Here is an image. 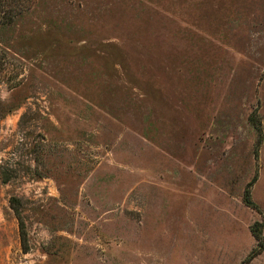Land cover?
Listing matches in <instances>:
<instances>
[{
  "label": "rangeland",
  "instance_id": "rangeland-1",
  "mask_svg": "<svg viewBox=\"0 0 264 264\" xmlns=\"http://www.w3.org/2000/svg\"><path fill=\"white\" fill-rule=\"evenodd\" d=\"M0 63V264L257 248L264 0H0Z\"/></svg>",
  "mask_w": 264,
  "mask_h": 264
},
{
  "label": "trees",
  "instance_id": "trees-1",
  "mask_svg": "<svg viewBox=\"0 0 264 264\" xmlns=\"http://www.w3.org/2000/svg\"><path fill=\"white\" fill-rule=\"evenodd\" d=\"M0 66H1V63H0ZM245 203L248 205V206H252V202L249 200V197L246 196L245 197ZM263 224L262 223H255L252 227H251V232L253 234V236L255 237V239L257 240V242L259 243L257 248H255L250 256L242 263V264H250L251 261L257 257L259 254L263 253L264 252V244H262V239H263ZM22 232H23V235L25 236V231H24V227H22Z\"/></svg>",
  "mask_w": 264,
  "mask_h": 264
}]
</instances>
